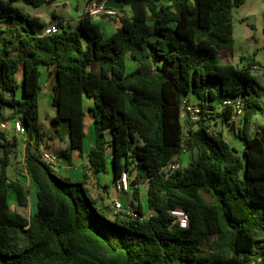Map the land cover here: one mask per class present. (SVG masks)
Instances as JSON below:
<instances>
[{"label": "trees", "instance_id": "1", "mask_svg": "<svg viewBox=\"0 0 264 264\" xmlns=\"http://www.w3.org/2000/svg\"><path fill=\"white\" fill-rule=\"evenodd\" d=\"M18 1L37 8L55 0H0V122L21 121L30 181L8 176L20 142L0 129V264H264V127L248 134L261 110L256 61L221 62L232 56V10L245 0H128L130 14L116 10L109 37L86 11L74 29L43 35L45 24ZM42 67L55 76L53 120L66 122L68 149L81 151L92 128L79 180L59 177L39 157L42 141L60 135L38 124ZM189 95L202 109L196 128L181 116ZM230 98L244 104L238 129L231 108L214 110ZM217 119L244 140L241 154L211 130ZM183 150L187 162L166 176ZM109 155L114 178L127 172L131 203L147 219L111 213L85 187L89 170L106 172ZM32 188L25 215L19 208ZM176 208L187 213L185 226L172 222Z\"/></svg>", "mask_w": 264, "mask_h": 264}, {"label": "crops", "instance_id": "2", "mask_svg": "<svg viewBox=\"0 0 264 264\" xmlns=\"http://www.w3.org/2000/svg\"><path fill=\"white\" fill-rule=\"evenodd\" d=\"M68 1H70V4L71 2L73 4V0H55L54 2L48 5H43L37 8L27 6L20 1L14 3V5L22 8V10L25 12V15H27L28 17H38L40 22L44 23L45 26H48L54 23L58 25L61 24V21L56 18L55 10H56V7H58L59 5L65 6ZM85 6H86V2H85L84 7L82 8V12L85 11ZM76 7L77 5H75V8ZM124 11L127 13L125 9ZM82 12L77 13L75 17V24L72 23L73 20H70V22H67L68 29H74L76 27L79 21V18L81 17ZM127 14H130V12ZM93 20L99 21L102 31L106 35L110 36L113 34V32L115 31L117 27L118 17L116 16L113 18H107V17L100 16V17H93ZM22 77H23V69L22 67H20L16 74V79L18 83L21 82ZM54 82H55V76L53 74H49L48 70L42 67L41 68V78H40L41 89L38 94V124L41 130L46 132L47 134H50V132L48 130L46 119L48 116L53 119L56 113L55 108L51 104L52 88H53ZM188 98L193 102L195 101L197 102V100L192 95H189ZM84 104L85 106L88 107L92 104V101L90 99H86ZM10 111H11L10 109L8 108L6 109V113ZM216 125H220L221 127L225 129L228 128L227 126L222 124L219 119H217ZM242 126H243V120L239 119V121L235 123V128L238 129V128H241ZM56 129H59V128H55V130ZM51 136H52L51 138H54L53 140H55L54 145L58 149L61 159H62L60 161L58 160V164L57 166H55L57 173L59 172L61 174L66 175L67 177H73L71 178L73 180L81 179L83 177V168L88 166V159H87L88 151L94 144V135L92 132V128L90 127L88 135L84 139L83 147L81 151L77 149H72V150L68 149L69 143H68V138H67L68 137L67 127H65L64 130H60V135L52 134ZM229 137H230V143H229L230 146L235 147L238 150V152H242L244 140L240 139V137L236 135L234 130H231ZM17 138L20 142L17 148V151H19L18 149L20 148V146H23L22 156H21L22 157L21 160H23L25 143L21 141L19 137ZM51 138H45L40 145H44L47 149V146L49 145V139ZM1 155H2V151H0V156ZM12 156H14V154H12ZM187 158H189V156H187ZM181 161L182 163L184 162V155H181ZM21 177L22 175L17 174L14 178H21ZM24 181L26 185L30 184V181L27 177H25ZM85 187L88 189L92 197H97V198L102 197L103 198L97 202L98 204L102 205V207H105V205H107L111 199H118L125 206L130 205L134 207V205L131 203V200H130V193L129 192L121 193V192H118L116 189V179L114 178V174H113V167L111 164V155L107 157L106 172L104 173L99 172V173L94 174L93 171L89 170L88 179H87V183ZM103 187H106V188H103ZM35 192H36V188L35 189L32 188L31 194H29V206L27 207V209L29 210L28 212H30L31 204L34 203ZM9 194L13 196L11 197V200L10 199L9 200H10L11 208L14 209L16 208V199L13 193H9ZM122 194H127L128 197L126 201H124Z\"/></svg>", "mask_w": 264, "mask_h": 264}, {"label": "rangeland", "instance_id": "3", "mask_svg": "<svg viewBox=\"0 0 264 264\" xmlns=\"http://www.w3.org/2000/svg\"><path fill=\"white\" fill-rule=\"evenodd\" d=\"M75 5L77 7L75 8ZM85 5V0H73V4L70 1L67 2L65 6L59 5L56 7V18L61 21L59 24V28L68 29L67 22L73 20L72 23L75 24V17L77 13L82 12V8ZM17 7V6H16ZM21 10L22 13L25 12L22 8L17 7ZM32 9V8H30ZM124 9L129 13V7L127 5L124 6ZM93 23L98 26L100 31L103 33L105 37L106 35L102 29L99 21L93 20ZM232 23H233V48L231 50L232 56L231 58L226 60H221V62H229L237 67H242L246 64L245 60H241L242 58H254L256 61L257 67H264V0H245L244 3L238 7H234L232 10ZM250 74L255 79V83L253 87L255 88L258 99L261 105V110L256 112L250 119L248 124V134L250 136L255 135L261 131L264 127V70H250ZM48 130L50 133H53L55 128H59L60 130H64L66 127V122H55L51 117H47L46 119ZM187 124H185L186 126ZM227 128V127H226ZM211 130L215 133V135H221L228 143H230L229 134L231 130L229 128L225 129L220 125H215L211 127ZM54 138L49 139V145L47 146L48 152L55 156L59 161L62 160L58 149L55 147ZM22 147L18 149L14 156L10 155L9 160L10 163L7 167V174L10 178H14L17 174L23 175L26 177L24 172V163L21 160L22 156ZM1 151V150H0ZM188 152L185 151L182 153L184 155V163L187 162ZM241 154V152H239ZM59 177H67L64 174L57 173ZM70 179L73 177H69ZM73 180V179H71ZM79 180V179H78ZM144 189V188H143ZM31 194V191H30ZM124 201L127 200V194H122ZM13 197L9 194V199L11 200ZM142 208L144 210L146 207V197L145 193H141L140 199ZM100 205V204H98ZM34 205L32 208L30 207V212H33ZM19 210L25 214L29 215L28 209L19 208ZM101 212L106 216L112 217L105 209L101 208Z\"/></svg>", "mask_w": 264, "mask_h": 264}, {"label": "built area", "instance_id": "4", "mask_svg": "<svg viewBox=\"0 0 264 264\" xmlns=\"http://www.w3.org/2000/svg\"><path fill=\"white\" fill-rule=\"evenodd\" d=\"M106 2L107 0H92L90 2H87L85 6V11L92 17H116V9L107 7ZM59 30V25L54 23L45 26L42 29L41 34H54L59 32ZM251 69L258 71L264 70V67H257L256 65H253ZM227 108L232 109V116L230 121L234 123V125L239 121V119L243 120L244 104L240 98L226 99L221 104H219L214 110L221 111ZM201 111L202 109L197 103L191 102L187 98L182 100L181 116L184 121V124L186 120H189L190 122L194 123L193 126L194 128H196V121L200 117ZM207 111L211 110L207 109ZM0 129L6 131L10 136L15 135L19 137L23 142L26 140L25 129L19 119L0 122ZM184 152L185 150H183L178 156H176L174 162L168 164L163 168V172L166 176L169 174V172L171 173L181 167V155ZM39 157L43 162L51 164L54 167L58 164V159L55 156L51 155L44 145L39 146ZM116 189L118 192L121 193H128L130 191L129 179L126 171H123L121 175L116 178ZM107 207L109 211L115 215L126 214L131 216L132 218H138L139 220H144L149 217V215L147 214L142 216L139 215L135 207H132L130 205L125 206L118 199H111L108 202ZM169 212L170 215L173 217V223H178L181 226H185L187 224L188 215L185 211L176 208L170 210Z\"/></svg>", "mask_w": 264, "mask_h": 264}, {"label": "water", "instance_id": "5", "mask_svg": "<svg viewBox=\"0 0 264 264\" xmlns=\"http://www.w3.org/2000/svg\"><path fill=\"white\" fill-rule=\"evenodd\" d=\"M127 3H128V0H107L106 6L109 8L120 10L125 5H127Z\"/></svg>", "mask_w": 264, "mask_h": 264}]
</instances>
